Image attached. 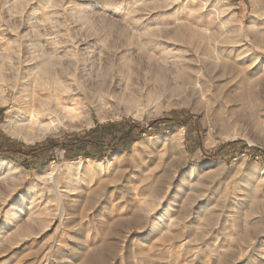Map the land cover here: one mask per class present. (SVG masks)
<instances>
[{"label":"rangeland","instance_id":"1","mask_svg":"<svg viewBox=\"0 0 264 264\" xmlns=\"http://www.w3.org/2000/svg\"><path fill=\"white\" fill-rule=\"evenodd\" d=\"M261 6L0 0V145L24 153L0 157V264H264ZM52 103L74 111L28 144ZM230 113L236 138L215 123ZM124 120L148 130L133 147L69 161L63 145Z\"/></svg>","mask_w":264,"mask_h":264},{"label":"trees","instance_id":"2","mask_svg":"<svg viewBox=\"0 0 264 264\" xmlns=\"http://www.w3.org/2000/svg\"><path fill=\"white\" fill-rule=\"evenodd\" d=\"M162 122L164 121H158L154 126ZM147 131L146 128L132 124L130 121L126 120L119 123L108 122L105 123V125H97L94 129L86 132L83 139L72 141L70 144L68 143L69 145L63 146L64 150L69 154V161L77 158H83L85 160L93 158L103 161L109 154L133 147ZM136 132H139V136L134 137ZM5 141L11 146L16 147L9 139L5 138ZM94 149L98 151V155H94L90 152ZM19 154L24 153L10 148L5 149L0 145V157L3 156L12 159L13 156ZM26 155L30 154L28 153Z\"/></svg>","mask_w":264,"mask_h":264},{"label":"bare ground","instance_id":"3","mask_svg":"<svg viewBox=\"0 0 264 264\" xmlns=\"http://www.w3.org/2000/svg\"><path fill=\"white\" fill-rule=\"evenodd\" d=\"M264 9V7H263ZM262 9L261 6V10H260V15L258 17H262L264 16V11ZM256 17V16H255ZM259 19V18H258ZM231 20V21H230ZM230 20H228L225 24H224V28H225V32L226 34H228V38L230 42H236L238 38V34H236V31L234 29L233 26V22L234 20H232L230 18ZM256 20V19H255ZM239 41V40H238ZM237 41V43H238ZM183 77V75H181ZM219 85V84H218ZM202 86V85H201ZM233 86V85H232ZM229 88L231 87V85L228 86ZM204 89V87H202ZM213 83L210 84L207 87V90L210 94L213 95ZM233 88V87H232ZM221 87H218V94L221 93ZM231 89V88H230ZM237 89L238 90H242V86L237 85ZM234 91V90H232ZM244 93V92H243ZM245 94V93H244ZM244 94H235V95H228L229 100H238L242 97H245L247 99V96ZM214 96V95H213ZM208 98V97H207ZM248 100L249 102L252 100L254 101L256 99V95L252 94L248 96ZM60 103H52V104H46V105H42L40 104V108L38 104L32 105L33 106V111L30 112L32 113L30 118H32L31 121H33L35 118L41 120V122H56L57 124L53 125V127L51 126H47V125H42V126H38L36 128V134L34 135H30L28 133H24V139L28 144H35L36 142L42 141L48 137H52L53 135L57 134V130L59 128V126L64 125V121L65 119L68 120L69 119V114L72 113L71 111H74L73 109L68 110V107L66 106H58ZM252 105V104H251ZM254 107V106H253ZM204 108L207 110V112H210L211 109V99H207V103L204 104ZM235 116V113H230L227 115V118L223 119L222 117H219L215 120V123L217 125V129L220 130L221 132V137L225 136L226 134H230L231 136H233L234 138L237 137V134H232L231 132L233 131L232 129L235 128V123H236V119H233V117ZM215 119V118H214ZM89 124V122H79V124H76V126H83V125H87ZM30 126V124L26 125ZM211 128L215 129V127ZM26 129V128H25ZM229 135V136H230Z\"/></svg>","mask_w":264,"mask_h":264}]
</instances>
